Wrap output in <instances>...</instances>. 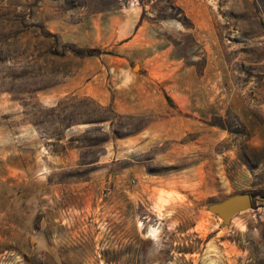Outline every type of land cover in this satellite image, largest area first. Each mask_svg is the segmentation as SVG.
Returning <instances> with one entry per match:
<instances>
[{"label":"rangeland","instance_id":"rangeland-1","mask_svg":"<svg viewBox=\"0 0 264 264\" xmlns=\"http://www.w3.org/2000/svg\"><path fill=\"white\" fill-rule=\"evenodd\" d=\"M263 194L264 0H0V264H264Z\"/></svg>","mask_w":264,"mask_h":264},{"label":"water","instance_id":"water-1","mask_svg":"<svg viewBox=\"0 0 264 264\" xmlns=\"http://www.w3.org/2000/svg\"><path fill=\"white\" fill-rule=\"evenodd\" d=\"M258 198L264 200V194L259 195ZM252 199L250 194L235 195L220 203L209 205L208 211L218 216L224 226H228L236 214L252 208Z\"/></svg>","mask_w":264,"mask_h":264},{"label":"bare ground","instance_id":"bare-ground-1","mask_svg":"<svg viewBox=\"0 0 264 264\" xmlns=\"http://www.w3.org/2000/svg\"><path fill=\"white\" fill-rule=\"evenodd\" d=\"M147 232H149L148 235L146 234L148 237L152 236L153 238L154 237L157 238V230L156 229H150V231H147ZM152 237H150V238H152Z\"/></svg>","mask_w":264,"mask_h":264}]
</instances>
